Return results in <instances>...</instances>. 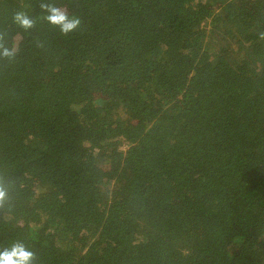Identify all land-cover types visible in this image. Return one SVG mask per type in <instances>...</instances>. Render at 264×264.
<instances>
[{"label":"trees","instance_id":"16d2710c","mask_svg":"<svg viewBox=\"0 0 264 264\" xmlns=\"http://www.w3.org/2000/svg\"><path fill=\"white\" fill-rule=\"evenodd\" d=\"M261 33L264 0H0V250L264 264Z\"/></svg>","mask_w":264,"mask_h":264},{"label":"clouds","instance_id":"9594fccd","mask_svg":"<svg viewBox=\"0 0 264 264\" xmlns=\"http://www.w3.org/2000/svg\"><path fill=\"white\" fill-rule=\"evenodd\" d=\"M40 8L47 14L42 18L50 25L59 28L63 35H67L75 31L81 24V20L77 16L69 17V15L61 8L51 3H41ZM13 21L25 31L33 28L36 21L29 17L25 12H17L13 16ZM264 39V33H261ZM16 48L11 49L4 44V35L0 34V56L12 58L15 56ZM8 192L3 183H0V209H3L8 203ZM35 260V254L29 250L22 241L14 242L10 247L0 250V264H32Z\"/></svg>","mask_w":264,"mask_h":264}]
</instances>
